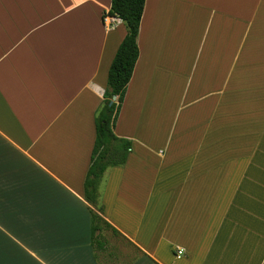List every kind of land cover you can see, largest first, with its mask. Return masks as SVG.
<instances>
[{
  "label": "crops",
  "instance_id": "1",
  "mask_svg": "<svg viewBox=\"0 0 264 264\" xmlns=\"http://www.w3.org/2000/svg\"><path fill=\"white\" fill-rule=\"evenodd\" d=\"M111 6L0 0V239L29 241L26 264H264V0L145 1L114 128L132 151L100 212L85 180L127 34ZM91 210L111 226L96 247Z\"/></svg>",
  "mask_w": 264,
  "mask_h": 264
},
{
  "label": "trees",
  "instance_id": "2",
  "mask_svg": "<svg viewBox=\"0 0 264 264\" xmlns=\"http://www.w3.org/2000/svg\"><path fill=\"white\" fill-rule=\"evenodd\" d=\"M146 0H112L111 9L107 14L124 21L127 34L123 39L111 64L104 102L95 116L96 139L92 152L90 168L85 180V199L97 207L100 212L104 206L100 204V185L105 172L111 167H121L127 163L132 151V141L118 137L114 128L125 98L127 85L139 57L137 37ZM114 96L118 103L111 104ZM91 244L100 246L98 232L106 224L103 217L91 210ZM111 227V226H110ZM115 234H120L113 229ZM103 246V245H102Z\"/></svg>",
  "mask_w": 264,
  "mask_h": 264
},
{
  "label": "rangeland",
  "instance_id": "3",
  "mask_svg": "<svg viewBox=\"0 0 264 264\" xmlns=\"http://www.w3.org/2000/svg\"><path fill=\"white\" fill-rule=\"evenodd\" d=\"M114 102L118 103V97ZM152 119L156 121L158 120H165L166 123H168V120L170 118V115H162L161 118H159L158 113H153L151 115ZM152 133V131H151ZM153 134H156V130L153 131L150 137L153 136ZM95 211H98V208H95ZM104 232V231H103ZM110 232H104V239L109 242V248L110 250H122L127 248L128 251H130V258L132 255L136 257L138 255L137 251L134 247H132L129 243L125 242L120 237H115ZM29 241H16V240H9L8 239H0V264H8V263H28L31 262V255L29 254ZM129 258V259H130ZM103 264H111L109 263L110 260L107 259L104 261V258H102Z\"/></svg>",
  "mask_w": 264,
  "mask_h": 264
},
{
  "label": "built area",
  "instance_id": "4",
  "mask_svg": "<svg viewBox=\"0 0 264 264\" xmlns=\"http://www.w3.org/2000/svg\"><path fill=\"white\" fill-rule=\"evenodd\" d=\"M109 19H112V18H110V15L107 14V15L104 17V21H105V23H106Z\"/></svg>",
  "mask_w": 264,
  "mask_h": 264
},
{
  "label": "water",
  "instance_id": "5",
  "mask_svg": "<svg viewBox=\"0 0 264 264\" xmlns=\"http://www.w3.org/2000/svg\"><path fill=\"white\" fill-rule=\"evenodd\" d=\"M116 98H117V96H114V98H113L112 101H111V104L114 103V101L116 100Z\"/></svg>",
  "mask_w": 264,
  "mask_h": 264
},
{
  "label": "bare ground",
  "instance_id": "6",
  "mask_svg": "<svg viewBox=\"0 0 264 264\" xmlns=\"http://www.w3.org/2000/svg\"><path fill=\"white\" fill-rule=\"evenodd\" d=\"M111 22V21H110Z\"/></svg>",
  "mask_w": 264,
  "mask_h": 264
}]
</instances>
